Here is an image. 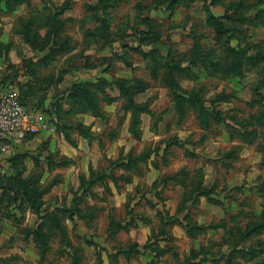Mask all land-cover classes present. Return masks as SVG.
Here are the masks:
<instances>
[{"label": "rangeland", "instance_id": "374dc122", "mask_svg": "<svg viewBox=\"0 0 264 264\" xmlns=\"http://www.w3.org/2000/svg\"><path fill=\"white\" fill-rule=\"evenodd\" d=\"M13 1L0 5V90L30 71L25 96L51 88L48 105L31 101L47 119L93 107L67 99L74 84L94 90L90 161L104 178L54 154L49 175L22 179L20 148L1 154L0 264H264V0H30L17 17ZM31 15L38 45L59 32L38 71L16 31ZM118 80L148 109L141 123Z\"/></svg>", "mask_w": 264, "mask_h": 264}, {"label": "crops", "instance_id": "0c3cea01", "mask_svg": "<svg viewBox=\"0 0 264 264\" xmlns=\"http://www.w3.org/2000/svg\"><path fill=\"white\" fill-rule=\"evenodd\" d=\"M19 8L16 10V12L9 13V14H12V15L16 14V17L18 15H21L22 12L19 11ZM2 14H4V13L0 12V15H2ZM18 34H20V33H18ZM32 51L34 53L32 54L33 56H30V59L33 58L35 61L38 60V57L40 54H43V52L38 53V52H35L34 50H32ZM20 53L22 55L17 56L16 63H18L20 60H22L23 57L25 56L22 53V51H20ZM33 78L34 77L31 75V73H29L26 69L25 70L19 69L16 72V79L18 80L20 85L26 86V85L31 84L33 82L32 81ZM82 80L83 79L75 81V82H79ZM61 85L62 84L60 83L59 86H61ZM72 85L73 84H71V86ZM71 86H69L68 88H70ZM16 88L20 92L19 86H16ZM50 89L44 88L41 91L39 97H37L38 99L34 98V96L27 97V98L33 99V100L36 99V100H34L35 102H37V100H39V98H40V100H39L40 106H46L51 102V101L49 102L50 94L48 93V92H50ZM2 90L3 89H1L0 92ZM45 108H47V107H45ZM47 110H48V112H50V115L48 117V119L50 118V120H48L45 117L46 122H47V126L44 128H41L38 132H36L34 134H30V135L26 136L25 138L16 141L15 143H13L12 149L10 150V152H6L3 154L11 153V151L14 149L15 145L17 148H20L15 153L16 157H18V159H16V170L23 171V175H22L23 177L27 176L26 175L27 172L29 174L31 171H34L33 169L41 168L40 166L43 167L42 171L46 172L45 176L49 175V173L52 170L50 168V162L53 160L52 155H54V154H58V155H60V157L69 159L72 162L71 164L76 163V161L79 157H84L83 164L85 163V159H86V163H87V166L84 170L90 176L92 171H96L94 163L92 161H90V157L94 155L93 150H91V148H92L91 142H93L94 139L89 140L87 137L81 135L80 132L78 131V129L76 128V126L78 124H83L87 127H90L91 132L94 133L96 131V129H99V128H97V126H99V124H100V122L96 119L101 118V116L95 115L92 111H84L83 113H80L78 111H75L73 108H69L68 110H66V111H69V113L65 116L63 115L62 111L61 112L57 111V109H48L47 108ZM88 114L93 116V119L85 120V117L82 119L80 118V116L83 117L85 115L87 116ZM57 124L59 126H61V128L59 130L57 129ZM66 126H68V127H66ZM63 128L74 129V131L78 133V135H77L78 138L75 139V138L70 136L71 139H69L66 136V132L64 131ZM46 143H47V145H46ZM43 144H44V146L46 145L45 148L41 146ZM0 163H1V157H0ZM60 167L61 166H57L56 168H60ZM84 170H82V171H84ZM59 182H61V181H59ZM59 182L56 183L54 186H57V184H59ZM54 186L49 191L50 193H53ZM55 206H58V205H55Z\"/></svg>", "mask_w": 264, "mask_h": 264}, {"label": "trees", "instance_id": "16d2710c", "mask_svg": "<svg viewBox=\"0 0 264 264\" xmlns=\"http://www.w3.org/2000/svg\"><path fill=\"white\" fill-rule=\"evenodd\" d=\"M2 1L5 2L6 5H8V4L10 5L12 3L11 0H0V5H1ZM28 3H30V0H16V6L11 7L7 11H10V13L11 12L13 13L21 5H23V4L27 5ZM27 19H28L27 20L28 21V24L27 25L23 24V27L20 30L16 29V31H17V33H20L28 43H30V45L32 47V50H34L35 52H38V53H42V52L44 53L45 51H47V49H48L49 46H52L55 43V35H58L59 32H55L53 30V28H51V31L46 36L47 37L46 44H44V46H40V45H38V41H39L38 36H40V32L38 30L32 31L34 28L33 29L31 28V25L33 23L35 24L34 21L37 20V18H36V16L31 15ZM53 47L55 48L56 45L54 44ZM43 57H44V59L49 58V56L47 57L46 54ZM52 58H50L49 60H45L46 63H44V64L50 65V62L49 61L52 60ZM44 59H42V57H40V58L38 57V60L35 61L32 58V59H29V62H30L29 64L31 66H33L34 71H38V69H37L38 67L36 65L41 64ZM26 66L28 67L29 65H26ZM28 72L31 73L30 71H28ZM31 75L34 77V75L32 73H31ZM172 81H173V79H172ZM10 83H14V82L10 80ZM10 83H8V85H13V84H10ZM170 83H171L172 86H174V83L173 82H170ZM14 84H15V86H19V88H20V97H21V100L25 104L30 105V106L33 107V104L31 103V101H34V100L33 99H29V98H27V96L24 95L23 90H22V87L19 84V82H18L17 79H16V83H14ZM89 84H91V86H96V84H93V83H89ZM118 84H119V87H120L119 90L121 91V93L124 94V95H128L130 97L129 102L125 105V109H128V111H131V115H132L133 122L136 119L137 122L139 121V123H141L142 122L141 117H138L140 115V113H141V111L139 109L140 108L146 109V106H144L142 103H139V102H137L135 100V98L133 97L132 87L130 85H127V83L126 84L125 83L123 84V82L122 81H119V80H118ZM98 87H101V86H98ZM173 89H174L175 96H178L177 98L181 97L179 94H176L175 93V88L174 87H173ZM68 92L69 93L67 95V99L71 98V99H73L76 102V98L79 95L82 96V97H86L89 100L90 104L93 105V107H90V108L89 107H84V109L86 111H92L95 115H99V116L102 115L101 112L94 107L95 104H96L95 103V98L98 97L97 94H96V92L94 90H91L90 88L84 89L83 86H82V84L76 83V84H74V86ZM68 102H70V101H68ZM74 110H76V109H74ZM146 110H148V109H146ZM76 111H78V110H76ZM134 124H135V122H134ZM66 127H68V126H66ZM60 128H61V126H59L57 124V129L59 130ZM76 128L78 129V131L80 132L81 135L87 137L89 140H93V137H92L93 136V133L91 132L90 127H87V126H85L83 124H78L76 126ZM63 129L66 132V136L69 139H71L70 138V135L68 133V129L67 128H63ZM136 136H140V133L136 134ZM124 157H126V156H124ZM124 157L120 158L119 160L120 161L124 160ZM16 159H18V157H16V154H15V157H12L11 158V162H13V161L16 162ZM63 159L69 160L67 158H63ZM60 164H62V161L60 162ZM50 165H53V161L51 162ZM96 173H97L96 171H92L91 177H93ZM16 175H17V177H20L22 179L23 178H26V177H23L22 176L23 175V171L16 170ZM99 178L100 179H103L104 178V172L96 174L95 178H92V183H95ZM58 182L53 181V182L49 183L48 186L45 187L40 192H36V191H33V190L32 191L31 190L30 191L28 190V192H31V193H29V195H30V202L31 203H34V201H35L34 199H36L39 194H41V196H42L43 194L49 192L52 189V187L56 183H58ZM32 196H33V198H32ZM43 205H44V203L42 204V202H37V204L35 205L36 206L35 208H36V211L38 212V214H41ZM54 220H55V222H57L56 226H58V228L60 227V230L65 234L66 228H65L64 224H62V222L58 218H56V217H54ZM41 234H43L42 229L40 230V235ZM64 237H65V235H64ZM64 240H66V239L64 238Z\"/></svg>", "mask_w": 264, "mask_h": 264}, {"label": "built area", "instance_id": "2783aa9c", "mask_svg": "<svg viewBox=\"0 0 264 264\" xmlns=\"http://www.w3.org/2000/svg\"><path fill=\"white\" fill-rule=\"evenodd\" d=\"M46 126L44 112L25 104L17 88L9 86L0 92V154L10 152L13 143Z\"/></svg>", "mask_w": 264, "mask_h": 264}]
</instances>
